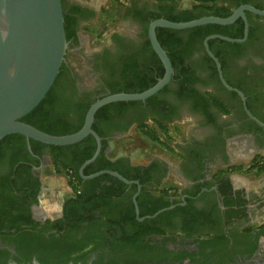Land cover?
I'll return each instance as SVG.
<instances>
[{
	"label": "flooded vegetation",
	"instance_id": "obj_1",
	"mask_svg": "<svg viewBox=\"0 0 264 264\" xmlns=\"http://www.w3.org/2000/svg\"><path fill=\"white\" fill-rule=\"evenodd\" d=\"M195 4L62 0L65 61L33 122L44 132L70 135L97 100L153 87L166 70L152 48L150 25L177 19ZM209 5L225 8L224 18L243 7L264 11V0ZM243 14L245 20L227 25L157 27L170 79L144 101L95 113L91 130L101 148L89 164L97 149L91 135L68 146L17 134L0 140V264L38 263L68 239L91 242L86 264H264V171L258 174L264 166V16ZM100 20L116 26L93 44L89 31ZM186 123L183 139L164 148L172 160L156 154L138 162L139 154L127 153L131 145L113 153L135 131L154 129L167 138V130L176 134Z\"/></svg>",
	"mask_w": 264,
	"mask_h": 264
},
{
	"label": "water",
	"instance_id": "obj_2",
	"mask_svg": "<svg viewBox=\"0 0 264 264\" xmlns=\"http://www.w3.org/2000/svg\"><path fill=\"white\" fill-rule=\"evenodd\" d=\"M243 10L264 16V11L243 7L224 19L203 17L185 23L166 20L152 23L149 27V39L153 50L165 67L164 76L153 87L142 93H118L97 100L89 107L79 131L70 135L53 136L21 122V119L45 98L65 61L68 44L64 31L62 2L61 0H0V140L17 134L45 145L68 146L91 135L96 141L97 149L84 166L89 164L94 161L101 148L100 138L91 130L95 113L100 108L117 102L144 101L163 88L170 79L171 65L155 38V29L164 27L183 30L205 24L227 25L238 17L245 20ZM246 31L245 23V34ZM205 47H207L206 43ZM220 78L225 84L221 74ZM112 174L127 183L119 175Z\"/></svg>",
	"mask_w": 264,
	"mask_h": 264
},
{
	"label": "trees",
	"instance_id": "obj_3",
	"mask_svg": "<svg viewBox=\"0 0 264 264\" xmlns=\"http://www.w3.org/2000/svg\"><path fill=\"white\" fill-rule=\"evenodd\" d=\"M158 1H166V0H158ZM170 1H174V0H170ZM175 1H179V0H175ZM192 1H194L196 4L193 6V8L191 10L184 11L180 17H178L177 19H170L169 21H171V22H188V21H191L194 19H198L202 16L210 15L212 11H216L215 16H217V17L224 18V17L228 16L227 13H224V12H226L225 8H221V11H220V9H216L214 7L213 4H214L215 0H192ZM61 2H62V0H61ZM208 3L213 5V6H210ZM63 18H64L65 36L68 39V35L66 33V26H65V24H66L65 23V17L63 16ZM157 32H158V30H157ZM115 93H117V92H115ZM48 94H49V92H48ZM48 94L45 96V98L41 101V103L33 111H31L29 114H27L25 117H23L21 119V122L28 124V125H31L32 127L44 132L43 130L40 129V127L38 125H36L33 122V118H34V114L40 108V105H42L44 103ZM106 107H108V106H106ZM106 107L101 108L96 113V116L100 112H102L104 109H106ZM44 133L49 134V135H54V136H62L63 135L61 132H57V133L44 132ZM142 133L144 135H146L150 140L158 142V138L156 137V135L152 131L145 130V131H142ZM103 146H105V143L103 144ZM94 147H95V145L93 144L92 150L94 149ZM92 150L85 157L86 159L91 156ZM263 171H264V166L262 168H260V170L258 171V174H261ZM72 177H74L75 181H77V180L80 181L77 174L72 175ZM75 184H71V187H74ZM90 244H91L90 241L84 242V243H79V241H77V240L68 239L66 241H62V243H56V244L52 245L50 247V249H48L45 254H43L42 256L37 258V261L39 264H69V263L78 264V262H80V264H86L85 259L88 256V252H85V249Z\"/></svg>",
	"mask_w": 264,
	"mask_h": 264
},
{
	"label": "rangeland",
	"instance_id": "obj_4",
	"mask_svg": "<svg viewBox=\"0 0 264 264\" xmlns=\"http://www.w3.org/2000/svg\"><path fill=\"white\" fill-rule=\"evenodd\" d=\"M187 6H189V4H187ZM116 20L113 22L110 20H100L96 26L91 27L92 29H90L89 32H91L90 36H92L93 38V44H98L102 41L101 37H96L97 34L99 35L100 33H105L106 30H112L113 26H116ZM189 124L190 123H186L184 128L180 126L176 134L171 130H167V132L169 133L167 138L163 137V135L157 130L152 129L151 131L158 138V142L150 140L140 130L135 131L134 133H132V141L129 143L125 141H118L116 144L118 147L115 148L113 153H121V149L124 148L123 146L128 147L129 145H131L129 146V151H127V153L130 154L131 157H135V155L139 154V156L135 159L138 162H146L151 155L156 154H165L170 160H172L174 156L170 151L165 152L164 148L168 149V146L171 145V142L183 139L186 129L189 128Z\"/></svg>",
	"mask_w": 264,
	"mask_h": 264
}]
</instances>
